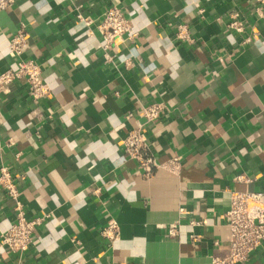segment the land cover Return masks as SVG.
<instances>
[{
	"label": "crops",
	"instance_id": "1",
	"mask_svg": "<svg viewBox=\"0 0 264 264\" xmlns=\"http://www.w3.org/2000/svg\"><path fill=\"white\" fill-rule=\"evenodd\" d=\"M112 3L138 35L105 51L98 23ZM253 3L17 0L0 12V71L16 66L9 42L24 26L23 56L53 91L35 104L19 80L2 97L0 169L13 172L28 217H47L24 253L8 252L1 233L16 220L15 201L0 187V264H212L229 253L232 192L264 189V16ZM233 11L255 41L227 28ZM179 25L194 42L178 38ZM153 101L168 109L148 142L161 161L179 156V172L146 176L125 152ZM34 110L43 117L30 118ZM113 221L112 240L103 230ZM238 264H264V245Z\"/></svg>",
	"mask_w": 264,
	"mask_h": 264
},
{
	"label": "built area",
	"instance_id": "2",
	"mask_svg": "<svg viewBox=\"0 0 264 264\" xmlns=\"http://www.w3.org/2000/svg\"><path fill=\"white\" fill-rule=\"evenodd\" d=\"M17 0H0V12L12 7ZM254 12L256 18L264 16V0H254ZM79 21L91 26L94 18L78 12ZM102 34L100 47L108 51L113 46L121 44L126 36L135 38L138 34L132 30V23L127 17L123 8L117 4H110L102 20L98 23ZM228 29L238 33L249 31V22L237 11L230 13V20L227 23ZM178 38L194 40L189 36L187 25L178 26ZM256 32H250L242 41L249 44L255 41ZM28 46V32L19 28L11 37L9 42V55L14 59L15 67L0 71V104L2 97L12 91V87L19 80H24L29 87V94L35 104L43 100L51 99L53 91L45 80L41 65L34 59L24 58V52ZM230 59V55L224 58ZM168 107L164 101H153L141 107L139 115L142 121L132 128L123 139L125 152L135 159L143 174L152 175L156 169L165 168L173 172H179L181 162L179 156L161 161L154 155L148 142L147 132L150 126L161 119ZM2 113L0 112V119ZM131 116V114H129ZM30 118H42L43 113L34 110L29 114ZM244 179L245 176H239ZM0 187L4 188L9 198L15 201L16 220L5 231L1 233L2 245L8 252L24 253L34 242L37 236V227L46 219L42 217L30 218L27 215L24 203L21 199V192L16 178L8 166L0 169ZM225 218L229 228V253L226 256H212V264H238L247 262L251 256L264 245V189L259 191H233L230 196V203ZM179 223L170 225L168 235L177 236ZM103 234L110 239L119 236V228L116 221H113L103 230Z\"/></svg>",
	"mask_w": 264,
	"mask_h": 264
}]
</instances>
